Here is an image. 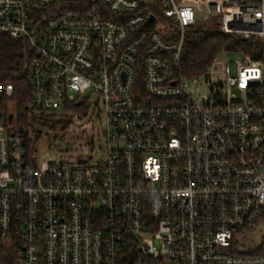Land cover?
Returning <instances> with one entry per match:
<instances>
[{
  "label": "built area",
  "instance_id": "obj_1",
  "mask_svg": "<svg viewBox=\"0 0 264 264\" xmlns=\"http://www.w3.org/2000/svg\"><path fill=\"white\" fill-rule=\"evenodd\" d=\"M208 22L252 53L185 77ZM0 33L30 50L28 125L0 124V259L264 264V0H0ZM64 115L87 150L38 154Z\"/></svg>",
  "mask_w": 264,
  "mask_h": 264
},
{
  "label": "trees",
  "instance_id": "obj_2",
  "mask_svg": "<svg viewBox=\"0 0 264 264\" xmlns=\"http://www.w3.org/2000/svg\"><path fill=\"white\" fill-rule=\"evenodd\" d=\"M253 44L254 40H241L235 34L223 33L219 25L213 22L200 25L189 31L184 38L181 54L182 73L189 78L204 72L221 53H252ZM29 52L23 40H13L7 34L0 33V86L5 83H12L14 86L11 99L0 98V124L4 126L8 125V116L12 113L16 115L18 126L28 125ZM17 260V254L8 251L0 259V264H18Z\"/></svg>",
  "mask_w": 264,
  "mask_h": 264
},
{
  "label": "rangeland",
  "instance_id": "obj_3",
  "mask_svg": "<svg viewBox=\"0 0 264 264\" xmlns=\"http://www.w3.org/2000/svg\"><path fill=\"white\" fill-rule=\"evenodd\" d=\"M143 2L147 5L153 4L154 0H143ZM222 60H236L241 58L239 54H234V53H224L221 55ZM13 106V105H12ZM12 106L10 108H12ZM13 110V108H12ZM13 115H15L14 113H12ZM10 114V115H12ZM101 117V116H100ZM88 116L86 117V121H84L82 124L85 125L87 122ZM15 121H16V115H15ZM76 121H78L77 118H69L67 115H64L63 117H61L60 119H57L56 117L54 118H48L46 119V121H44L42 123V126L48 130H50L51 136L48 140H46L44 138L43 135H38L37 137V153L41 154L44 153L48 150H56V146L57 147H61L62 149H66V147H69V151L68 153L71 155L76 154L75 150L76 149H81L83 151L87 150L86 147L83 145V141H77L76 144L74 146H71V142H68L67 139L69 138V136H66L65 139H61L58 140L61 136H62V131L67 128L69 129V131H74L75 129L77 130V128H75V123ZM11 128L15 127V123H12V125H10ZM86 133H89V131H85ZM81 145V146H79ZM98 150L94 151V154L98 153ZM153 240V244L155 247H159V242L157 240H155L154 238H152ZM18 263V262H17ZM18 264H21L20 262Z\"/></svg>",
  "mask_w": 264,
  "mask_h": 264
},
{
  "label": "water",
  "instance_id": "obj_4",
  "mask_svg": "<svg viewBox=\"0 0 264 264\" xmlns=\"http://www.w3.org/2000/svg\"><path fill=\"white\" fill-rule=\"evenodd\" d=\"M153 19V17H151V20ZM27 109H28V107H27ZM11 120H12V115H10L9 117H8V121H9V123L11 122ZM47 135V134H46Z\"/></svg>",
  "mask_w": 264,
  "mask_h": 264
}]
</instances>
